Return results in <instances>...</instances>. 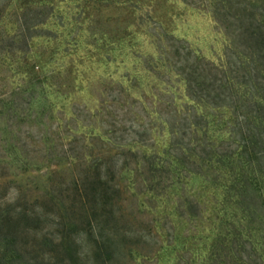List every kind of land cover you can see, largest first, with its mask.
I'll use <instances>...</instances> for the list:
<instances>
[{"label": "rangeland", "instance_id": "374dc122", "mask_svg": "<svg viewBox=\"0 0 264 264\" xmlns=\"http://www.w3.org/2000/svg\"><path fill=\"white\" fill-rule=\"evenodd\" d=\"M221 13L220 24L212 0H0V108L45 134L35 132L31 167L7 144L0 169V198L28 211L3 229L18 264H209L220 195L203 176L179 175L161 120L172 123L175 95L183 118L195 103L183 92L190 48L220 62L222 24L236 22ZM17 93L20 110L9 111ZM97 166L106 184L82 198L75 180Z\"/></svg>", "mask_w": 264, "mask_h": 264}, {"label": "trees", "instance_id": "16d2710c", "mask_svg": "<svg viewBox=\"0 0 264 264\" xmlns=\"http://www.w3.org/2000/svg\"><path fill=\"white\" fill-rule=\"evenodd\" d=\"M252 1L248 4L240 0H212L216 21L223 23L222 9L227 18L236 20L227 19L228 24H222L228 44L218 63L189 49L197 65L188 66L183 92L195 103L190 104L187 117L183 118L185 105H178L175 95L172 123L161 120L170 130L163 151L173 154L178 149L173 156L179 175L203 176L207 187L215 189V198L220 195V200H215L209 208L213 230L206 260L209 264L212 261L213 264L217 261L218 264H264V0ZM222 3L226 8L220 6ZM21 42L23 46L18 48L22 51L28 45L27 37ZM178 89L174 88V94L182 95ZM20 97L17 93L11 100L9 111L20 110L17 102ZM0 109V129L6 132L3 150L11 144L10 153L19 160L21 169H27L34 163L31 159L39 154V148L34 147L35 132L40 133L42 141L44 129L41 130L36 120L19 125L11 118L5 119L7 109L4 105ZM224 113L226 117L222 116ZM24 123H29L30 128H23ZM220 131L226 135H218ZM54 132L50 127L48 134ZM184 137L187 141L180 142ZM10 159L6 151L0 152V169H8ZM87 171L88 175L75 180L82 198L89 194L90 185L94 189L95 184H106L98 166ZM0 177L6 176L0 172ZM4 186L0 183V193L4 192ZM0 200V264H18L19 250L9 249L13 235L4 233L3 229L18 225V218L23 219L28 211L16 201Z\"/></svg>", "mask_w": 264, "mask_h": 264}]
</instances>
